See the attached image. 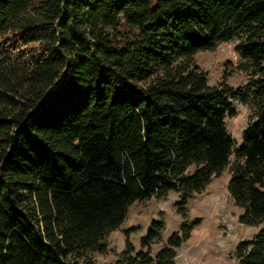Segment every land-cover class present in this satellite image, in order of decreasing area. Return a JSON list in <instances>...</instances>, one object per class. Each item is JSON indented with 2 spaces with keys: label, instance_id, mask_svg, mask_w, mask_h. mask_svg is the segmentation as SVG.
Listing matches in <instances>:
<instances>
[{
  "label": "trees",
  "instance_id": "trees-1",
  "mask_svg": "<svg viewBox=\"0 0 264 264\" xmlns=\"http://www.w3.org/2000/svg\"><path fill=\"white\" fill-rule=\"evenodd\" d=\"M235 40L248 83L210 86L195 56ZM231 101L254 116L241 147ZM226 170L264 224V0H0V264H96L135 203L177 192L179 231L115 253L174 264L188 201ZM234 256L264 264V228Z\"/></svg>",
  "mask_w": 264,
  "mask_h": 264
},
{
  "label": "rangeland",
  "instance_id": "rangeland-1",
  "mask_svg": "<svg viewBox=\"0 0 264 264\" xmlns=\"http://www.w3.org/2000/svg\"><path fill=\"white\" fill-rule=\"evenodd\" d=\"M236 46V40L222 43L214 51L200 52L195 56L199 69L207 73L210 86L224 80L237 90L248 83L250 77L240 69V66L246 65V61L239 56ZM231 102L237 114L227 118V131L236 146L241 147L243 132L254 116L250 106L239 101ZM229 180V170H226L202 194L188 201V221L196 223V226L191 238L178 249L174 264H238L234 256L237 245L242 241L254 240L264 228V224L246 226L241 223L240 217L244 211L235 205L229 195ZM180 201L179 193L170 192L165 199L152 197L148 201L135 203L126 221L108 238L109 252L97 255L96 264H120L115 253L124 250L126 238L139 251L140 240L154 221L165 222L163 241L166 242L185 222L178 214Z\"/></svg>",
  "mask_w": 264,
  "mask_h": 264
}]
</instances>
